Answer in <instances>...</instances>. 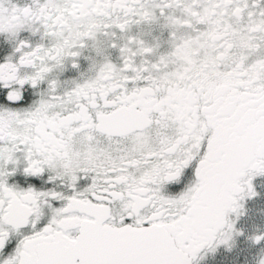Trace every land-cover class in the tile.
I'll return each mask as SVG.
<instances>
[{"label":"snow or ice","instance_id":"obj_1","mask_svg":"<svg viewBox=\"0 0 264 264\" xmlns=\"http://www.w3.org/2000/svg\"><path fill=\"white\" fill-rule=\"evenodd\" d=\"M157 13L163 53L133 32ZM0 33V264H193L229 244L264 174V0H0ZM89 47L95 75L61 80Z\"/></svg>","mask_w":264,"mask_h":264},{"label":"flooded vegetation","instance_id":"obj_2","mask_svg":"<svg viewBox=\"0 0 264 264\" xmlns=\"http://www.w3.org/2000/svg\"><path fill=\"white\" fill-rule=\"evenodd\" d=\"M20 2L23 3L24 0H20ZM141 29L148 33L143 36L142 39L149 42H153L157 38L160 40L159 52L163 53L170 50V45L168 44L170 34L168 29L162 30L158 25L149 27L146 24H142L135 25L133 27V32H139ZM20 38H27L35 42L39 40V35H33L30 30L24 29L20 33ZM13 50V41L8 39L6 33H0V63L5 62L7 57L12 54ZM109 51L110 58L113 62L122 63L118 49H109ZM94 57L96 58L95 50L91 47L86 48L79 58V71L72 69L70 65L66 66L59 74L60 79L68 81L74 78H80L82 73L91 75L92 73L89 72V68ZM139 59L138 57L137 60L139 61ZM28 96L29 101L39 98L38 93L33 90L29 91ZM188 174L190 182H194L196 179L194 170L189 169ZM17 175L20 174L18 173ZM243 179L247 180V176ZM46 180L47 176H45L43 180L35 179L31 182L37 187H51L50 184L46 183ZM90 182V179L82 181L80 188L83 189ZM252 184L256 195H244L239 201L240 204H242V208L239 209V212L228 213V220L234 222V231L229 244L214 242L212 247L206 246L200 251L193 261V264H259L261 258H264V240L259 242L254 240V236L264 234V174L255 176L252 180ZM23 186L26 187L27 184H23ZM165 191L166 194H177L175 191L169 192L167 189ZM55 206L60 205L57 204ZM44 222H47V218ZM11 250L12 248L10 247L9 251Z\"/></svg>","mask_w":264,"mask_h":264},{"label":"clouds","instance_id":"obj_3","mask_svg":"<svg viewBox=\"0 0 264 264\" xmlns=\"http://www.w3.org/2000/svg\"><path fill=\"white\" fill-rule=\"evenodd\" d=\"M167 14L168 15L175 16V15H179L180 13L178 12V10L173 9V10H170ZM166 23H167L166 19L164 17L159 16V13H157V18L152 23H145V24L148 25L149 27H151L153 25H158L163 30V29H167V28L164 27V25ZM175 30L177 31V36L178 37H183L185 35V33H184V31L182 29L176 28ZM136 34L139 35L142 38L143 36H145L148 33H146L143 29H141L139 32H136ZM97 41L101 42V46L102 47L105 46L104 45L105 37H103L102 35H98ZM97 41H93L92 43L94 44ZM147 42H149V41H147ZM149 43H151L153 45H156V44H159L160 45L161 42L157 38L153 42H149ZM100 63H101V61L97 60L94 57L93 60H92V64L90 65V68H89V72L92 73V74L91 75H87V74H83L82 73V77L83 78H92L95 75V72H96V70H97V68H98V66H99ZM261 259H264V258H261Z\"/></svg>","mask_w":264,"mask_h":264}]
</instances>
